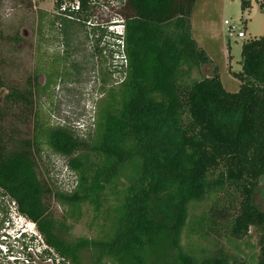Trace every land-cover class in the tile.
I'll use <instances>...</instances> for the list:
<instances>
[{"label": "trees", "instance_id": "obj_1", "mask_svg": "<svg viewBox=\"0 0 264 264\" xmlns=\"http://www.w3.org/2000/svg\"><path fill=\"white\" fill-rule=\"evenodd\" d=\"M93 1L79 0L78 10L67 8L72 18L54 17L64 34L85 26ZM241 2L243 9L251 6L250 0ZM195 3L125 0L124 34L115 41L122 38L126 73L94 107V138L90 126L85 133L66 125L44 126L34 100L38 73L23 87L9 85L0 56V192L34 224L62 264H235L218 244L213 255L201 258L183 248L190 204L210 196L202 220L207 232L219 242L226 236L242 239L254 228L257 264H264V210L254 203L264 180V35L242 44L241 71L230 72L240 81L237 91L224 88L217 67L186 83L185 75L212 63L192 34ZM61 5L56 0L57 11ZM100 27L94 23V34L107 31ZM103 37L97 35V41ZM5 39L0 30V42ZM11 39L24 41L19 33ZM103 49L97 46L94 53ZM15 108L14 121L34 120L31 137L3 125ZM44 144L75 174L70 190L51 186L41 173ZM128 166L134 173L127 176L110 232L69 239L71 221L82 218V206L92 207L99 218L107 186ZM52 199L66 214L56 215Z\"/></svg>", "mask_w": 264, "mask_h": 264}, {"label": "rangeland", "instance_id": "obj_2", "mask_svg": "<svg viewBox=\"0 0 264 264\" xmlns=\"http://www.w3.org/2000/svg\"><path fill=\"white\" fill-rule=\"evenodd\" d=\"M124 3L125 0H94L89 22L85 26H72L64 34L54 18L59 15L56 0H0V30L8 38L0 42V56L7 63L3 70L4 78L9 85L23 87L28 76L38 73L36 82L40 89L36 91L34 100L44 126L66 125L79 133H85L90 126L89 132L94 138V128L91 127L94 107L124 75L121 64L115 61L120 50L115 32L120 28L115 24L111 27L113 21L122 20L120 14ZM250 3L249 8L243 9L241 0H196L191 14L192 34L212 63L185 75L182 78L184 82L211 75L217 67L224 88L231 92L239 89V79L230 72L241 71L242 44L264 35L261 2L250 0ZM224 20L237 30H244L246 38H229ZM94 23L101 25L100 28L106 27L107 31L97 29L94 34ZM18 33L24 41L16 43L11 38ZM97 35L104 36L101 42L97 41ZM97 46L104 47L101 53H94ZM5 92L3 90L2 96ZM18 112L15 108L3 125L15 126L18 136L31 137L34 120L26 123L14 121ZM38 162L41 173L51 186L64 190L72 188L75 174L66 167V160L45 144ZM133 171L134 168L128 166L114 183L107 186L99 218L95 217L92 207L82 206V218L71 221L69 239L99 238L110 232L114 208L122 200L128 184L127 176ZM212 200L210 196L190 204L189 219L182 234L183 248L201 258L213 255L219 245L236 259L235 264H257L259 248L254 228L242 239L226 236L219 242L207 232L202 220ZM254 203L264 210L263 179L254 194ZM51 206L58 217L66 214V209L53 199ZM108 208H111L112 217H108ZM84 256L88 259L89 252ZM0 261L3 264H62L57 255L47 249L34 224L20 217L1 192ZM147 264L168 263L162 260L160 263L148 261Z\"/></svg>", "mask_w": 264, "mask_h": 264}, {"label": "built area", "instance_id": "obj_3", "mask_svg": "<svg viewBox=\"0 0 264 264\" xmlns=\"http://www.w3.org/2000/svg\"><path fill=\"white\" fill-rule=\"evenodd\" d=\"M67 8H69V10H78L79 0H73V2L72 0H62V5L60 7V10L57 13L67 18H72L73 16L67 13ZM224 24L228 26L227 32H228L229 38H235V39H238V38L245 39L246 38V32L244 30H237V28L233 26L228 20H224ZM118 44H120V45H117L120 50H118L117 52L115 61H118L121 64L122 71L124 72V75H125L126 68H127V57L125 53L123 52V47H122L123 42L118 41ZM20 217H23V216L20 215Z\"/></svg>", "mask_w": 264, "mask_h": 264}, {"label": "clouds", "instance_id": "obj_4", "mask_svg": "<svg viewBox=\"0 0 264 264\" xmlns=\"http://www.w3.org/2000/svg\"><path fill=\"white\" fill-rule=\"evenodd\" d=\"M118 26V28H120L119 30H116V32H115V34H116V36L117 35H119V36H123V34H124V25H123V22H122V20L120 21V20H117V21H113V24H112V26ZM117 38V37H116ZM118 41H122V38L121 39H119V40H117V42Z\"/></svg>", "mask_w": 264, "mask_h": 264}]
</instances>
